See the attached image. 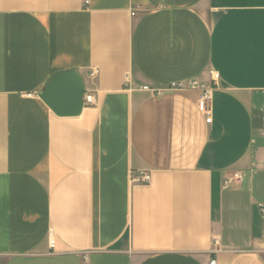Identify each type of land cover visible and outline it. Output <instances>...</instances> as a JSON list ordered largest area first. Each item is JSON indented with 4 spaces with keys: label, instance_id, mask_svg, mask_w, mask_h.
<instances>
[{
    "label": "crops",
    "instance_id": "crops-1",
    "mask_svg": "<svg viewBox=\"0 0 264 264\" xmlns=\"http://www.w3.org/2000/svg\"><path fill=\"white\" fill-rule=\"evenodd\" d=\"M64 71L77 116L39 96ZM212 72L205 107L139 88ZM262 88L264 0H0V264H209L213 235L264 264Z\"/></svg>",
    "mask_w": 264,
    "mask_h": 264
},
{
    "label": "built area",
    "instance_id": "built-area-1",
    "mask_svg": "<svg viewBox=\"0 0 264 264\" xmlns=\"http://www.w3.org/2000/svg\"><path fill=\"white\" fill-rule=\"evenodd\" d=\"M131 15H134V13H131ZM95 72L96 71L93 69L90 75H94ZM217 81H218V73L212 72L211 73L212 83H204L195 78H191L186 81H170L164 84H157V85L143 84L139 88L142 91L151 92L155 95H162L174 91L196 90L199 91L200 93L198 97L199 103L202 105V107H205L211 98L213 85H216ZM260 92L264 97V88H262ZM82 103L83 106L95 105L96 99L94 93L91 91H84L82 96ZM261 113H262V119L264 120V107L261 109ZM260 135L264 139V127L260 130ZM240 179H241L240 174L234 173L231 177H228L223 181V185L230 186L231 184H233L234 182ZM131 181L133 183L149 184L151 182V175L148 171H144V170L132 171ZM262 213L264 214L263 207H262ZM211 241L213 245L212 253L214 256L210 258L209 264H221V262L217 259V257H215V255L220 251L219 248L220 240L216 235H213L211 237ZM49 243H50V247L52 248L54 245L53 240L50 239ZM82 258L84 260H87L88 258L87 253H83Z\"/></svg>",
    "mask_w": 264,
    "mask_h": 264
},
{
    "label": "water",
    "instance_id": "water-1",
    "mask_svg": "<svg viewBox=\"0 0 264 264\" xmlns=\"http://www.w3.org/2000/svg\"><path fill=\"white\" fill-rule=\"evenodd\" d=\"M85 85L77 71H64L54 75L40 93L41 100L60 117L77 116L83 109Z\"/></svg>",
    "mask_w": 264,
    "mask_h": 264
}]
</instances>
